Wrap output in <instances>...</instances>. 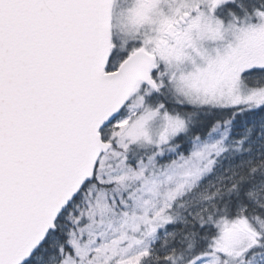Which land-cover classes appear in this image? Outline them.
Returning <instances> with one entry per match:
<instances>
[{"label": "snow or ice", "instance_id": "snow-or-ice-1", "mask_svg": "<svg viewBox=\"0 0 264 264\" xmlns=\"http://www.w3.org/2000/svg\"><path fill=\"white\" fill-rule=\"evenodd\" d=\"M0 264H264V0H0Z\"/></svg>", "mask_w": 264, "mask_h": 264}]
</instances>
